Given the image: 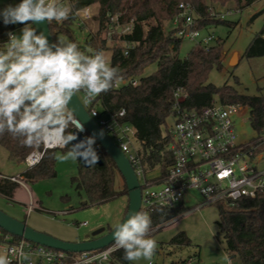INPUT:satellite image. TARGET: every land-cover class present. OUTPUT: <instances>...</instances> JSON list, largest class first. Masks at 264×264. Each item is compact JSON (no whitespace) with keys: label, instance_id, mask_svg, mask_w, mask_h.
Returning a JSON list of instances; mask_svg holds the SVG:
<instances>
[{"label":"trees","instance_id":"1","mask_svg":"<svg viewBox=\"0 0 264 264\" xmlns=\"http://www.w3.org/2000/svg\"><path fill=\"white\" fill-rule=\"evenodd\" d=\"M257 0H78L77 7L97 5L98 10L93 19L97 23L95 34L81 44L74 36L72 25L74 15L63 22L49 23L53 43L58 38H67L76 42L80 50L91 54L95 51L109 49L111 65L119 66L121 78L114 82L107 93L92 99L89 105H84L90 112L93 108L99 111L100 117L108 114L118 116L125 110L123 116H118L122 123H129L136 129V138L143 155V166L146 172L159 169L165 176L174 157L169 149L171 143L170 128L167 123L173 117L176 89L181 88L188 93L182 103L187 109H201L218 101L220 103H240L250 110V123L257 131L264 127V94L248 95L240 93L234 86L225 83L217 86L209 82V74L213 69L223 68L225 56L224 43L217 39L215 44L204 46L196 43L183 58L179 56L182 37L177 32L183 26L180 4L189 3L195 9V25L197 29H206L210 25L231 22L218 17H211L214 10L219 13L225 5L234 2L237 9L249 7ZM118 15L121 27L132 22V33L115 30L111 34V46L104 35L109 32L111 17ZM177 19V25L174 21ZM171 24L175 25L171 29ZM16 29L15 24H4L0 17V50L8 40V33ZM105 37V38H104ZM126 42L134 47L125 54ZM264 56V25L258 31L245 49L244 57ZM157 62L158 68L150 75L143 76L149 63ZM137 78L139 83L134 86L130 80ZM127 81L122 86L118 82ZM83 93L78 94L79 97ZM74 127L69 126L67 133H72ZM63 133L65 129H63ZM86 137H91L87 132ZM94 148L103 164L85 166L81 162L78 173L73 177L77 189H83L87 195V204H99L117 197L124 190L115 189L116 174L119 172L115 161L100 143L95 140ZM0 145L15 163H24L26 157L37 149H42L43 142L31 147L22 145L19 138L5 133L0 136ZM62 149L67 150L68 147ZM56 149L45 152L41 162L28 168L21 175L31 181L51 178L57 175ZM120 173V172H119ZM12 176L0 177V194L12 196L18 182L11 180ZM184 211V203L171 207L156 206L152 210L141 209L151 218V229H161L163 225ZM127 212V210H126ZM218 226L224 235L227 250L230 255H238L243 264H264V195L256 198L240 199L234 208L219 210ZM4 234H9L0 228ZM13 240L20 237L12 235ZM178 246L190 245L191 240L184 232H179L171 241ZM124 259L123 249L116 250L108 263L129 264ZM184 261V264H194ZM200 258L195 262L200 263Z\"/></svg>","mask_w":264,"mask_h":264},{"label":"rangeland","instance_id":"2","mask_svg":"<svg viewBox=\"0 0 264 264\" xmlns=\"http://www.w3.org/2000/svg\"><path fill=\"white\" fill-rule=\"evenodd\" d=\"M20 2L21 0H0V10ZM93 10L97 12L98 6L95 5ZM219 12L222 19L231 22L230 25H210L200 30L202 37L213 35L214 39L208 42L209 46L215 44L217 39H222L224 43L223 68L213 69L209 74V82L217 86L228 83L240 93L248 95L264 94V56L244 57L246 47L264 25V0H257L244 9H237L235 3L230 2ZM211 17H218L216 10ZM15 26L13 32L19 35L24 25L17 23ZM174 28L175 25L171 24V29ZM72 30L76 39L84 44L85 40L95 34L97 23L94 20L90 21L88 30L73 23ZM104 36L108 38L107 34ZM107 42L111 46V40ZM195 44V41L183 38L179 56L185 57ZM103 52L111 64V51L106 49ZM157 68V62L149 63L142 75L148 76ZM123 84V81L118 82V86ZM80 98L86 105L90 104L84 94H81ZM249 117L248 106L242 108L235 116L239 142H245L257 135ZM174 122V117L168 118L169 128ZM133 142L135 146L140 147L137 139L134 138ZM68 150L62 148L55 150L57 169L55 177L31 181L22 176L21 183L16 185L12 196L0 194V210L26 222L37 231L65 241L77 242L101 236L113 229L114 225L124 218L129 198L126 193H121L108 201L85 205L87 195L83 189H77L73 180L78 173L80 162L76 159H65ZM27 169L25 163L13 162L8 151L0 145V177L16 174L20 176ZM155 170L159 171L158 168ZM139 180L141 184L144 183L143 176ZM115 189L120 192L124 190V178L119 172L116 174ZM201 200L202 196L197 191L187 194L181 215L165 223L161 229L157 227L149 231V237L157 241V250L153 258L150 261L145 259L131 261L129 264H184V261L189 260L190 263L196 264L199 258L201 264H243L238 255L229 254L224 235L219 230L220 206L210 204L194 209ZM31 203L32 208L29 206ZM84 222L86 225H81ZM99 230L101 232L95 234ZM179 232L186 233L191 240L190 245L178 246L170 243Z\"/></svg>","mask_w":264,"mask_h":264},{"label":"built area","instance_id":"3","mask_svg":"<svg viewBox=\"0 0 264 264\" xmlns=\"http://www.w3.org/2000/svg\"><path fill=\"white\" fill-rule=\"evenodd\" d=\"M62 2L74 6L76 25L88 30V24L94 20L96 13L93 10L95 5L77 7L78 0ZM180 8L179 17L183 18V26L177 35L209 46L208 42L214 37L211 34L202 37L200 29L194 27V7L189 3H181ZM217 14L220 15V12ZM174 22L177 25V19ZM117 29L126 34L132 33V22L121 27L118 15L112 16L107 33L109 40ZM126 47L125 54H128L134 45L126 42ZM130 82L134 86L139 83L137 78L131 79ZM187 96L188 93L181 88L174 92L175 122L170 128L169 146L174 161L164 177L160 172L154 177H149L145 171L141 148L133 142L134 138L137 139L136 129L118 119V116L125 114V110H121L118 116L111 113L104 117H100L96 108L90 111L98 125L116 140L130 160L138 178L144 177V183H140L141 209L152 210L156 206L171 207L184 203L186 195L192 191H197L202 196L200 204L194 209L210 204L234 208L240 199L264 195V127L252 139L239 142L235 116L245 106L240 103L223 104L216 101L201 109H187L182 105ZM62 133V128L53 130L43 141L42 149H37L26 157L24 163L27 168L39 164L47 150L63 148ZM10 179L21 183L19 176ZM29 206L32 208V203ZM81 225H86V222ZM112 245L73 253L49 248L22 237L13 240L11 234H4L0 229V251L8 253L11 264H105L116 251H109ZM12 248L18 251L22 248L27 258L13 255L10 251Z\"/></svg>","mask_w":264,"mask_h":264},{"label":"clouds","instance_id":"4","mask_svg":"<svg viewBox=\"0 0 264 264\" xmlns=\"http://www.w3.org/2000/svg\"><path fill=\"white\" fill-rule=\"evenodd\" d=\"M73 8L62 0H21L0 10L4 24L24 25L19 35L8 33L0 50V136L9 133L31 147L43 142L53 130L63 128L61 146L69 148L64 158L91 166L99 160L95 137L72 143L77 137L67 133L68 127L83 131V125L70 105L80 93L91 101L110 91L121 78V69L112 66L102 50L89 54L67 38L49 43L45 33L33 27L63 22L73 14ZM151 226L148 214L131 212L114 225V243L109 251L123 249L127 261H150L157 250V241L148 235ZM10 251L27 258L22 248ZM0 264H11L7 252L0 253Z\"/></svg>","mask_w":264,"mask_h":264},{"label":"water","instance_id":"5","mask_svg":"<svg viewBox=\"0 0 264 264\" xmlns=\"http://www.w3.org/2000/svg\"><path fill=\"white\" fill-rule=\"evenodd\" d=\"M33 27H36L38 32L43 31L48 37L49 43H53L49 23L44 22L39 25L33 24ZM70 106L75 109L77 119L83 125V131H77L74 127L72 133H75L77 139L72 143L76 144L87 138L85 135L86 132L91 137L94 136L95 140L100 143L102 148L106 152H108L111 158L115 161L120 174L124 178L127 187L129 203L127 212L121 221L123 222L127 219L128 215L131 212L141 211V184L135 172V169L126 154L120 149L118 144L103 128L98 125L96 120L90 115V112L82 102L79 95L77 97H73ZM79 162L85 165L82 161L79 160ZM97 164H103L102 158L99 157ZM0 228L4 229L11 235L25 238L37 244L73 253L102 249L114 243L112 237V231L114 230V228L106 234H103L96 238L84 241L70 242L56 238L47 233L37 231L28 226L26 222L20 221L17 218L3 212L2 210H0ZM100 232L101 230L97 231L95 234H98Z\"/></svg>","mask_w":264,"mask_h":264},{"label":"crops","instance_id":"6","mask_svg":"<svg viewBox=\"0 0 264 264\" xmlns=\"http://www.w3.org/2000/svg\"><path fill=\"white\" fill-rule=\"evenodd\" d=\"M151 172H152V171H149V172H148V176H149V177H154V176H156V174H158V173L160 172V170H159V171L153 170L152 174H150ZM18 175H19V174L12 175V177H13V176H18ZM19 177L21 178L22 175H20ZM127 208H128V207H127Z\"/></svg>","mask_w":264,"mask_h":264},{"label":"flooded vegetation","instance_id":"7","mask_svg":"<svg viewBox=\"0 0 264 264\" xmlns=\"http://www.w3.org/2000/svg\"><path fill=\"white\" fill-rule=\"evenodd\" d=\"M98 237V236H97ZM93 238H96V237H93Z\"/></svg>","mask_w":264,"mask_h":264}]
</instances>
